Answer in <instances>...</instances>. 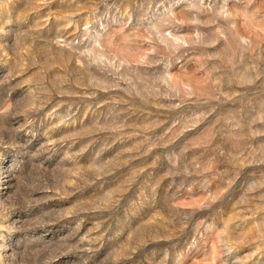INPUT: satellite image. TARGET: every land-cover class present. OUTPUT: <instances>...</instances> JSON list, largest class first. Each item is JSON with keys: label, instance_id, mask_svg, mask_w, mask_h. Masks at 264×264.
Here are the masks:
<instances>
[{"label": "rangeland", "instance_id": "374dc122", "mask_svg": "<svg viewBox=\"0 0 264 264\" xmlns=\"http://www.w3.org/2000/svg\"><path fill=\"white\" fill-rule=\"evenodd\" d=\"M0 264H264V0H0Z\"/></svg>", "mask_w": 264, "mask_h": 264}]
</instances>
